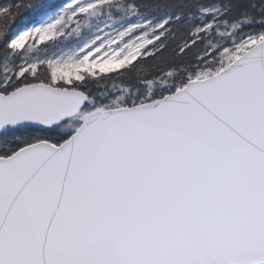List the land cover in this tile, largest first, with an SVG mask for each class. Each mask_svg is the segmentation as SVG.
I'll list each match as a JSON object with an SVG mask.
<instances>
[{"label": "snow or ice", "instance_id": "6c2138e0", "mask_svg": "<svg viewBox=\"0 0 264 264\" xmlns=\"http://www.w3.org/2000/svg\"><path fill=\"white\" fill-rule=\"evenodd\" d=\"M0 264H264V0H0Z\"/></svg>", "mask_w": 264, "mask_h": 264}]
</instances>
